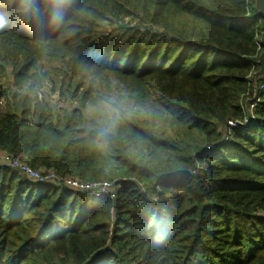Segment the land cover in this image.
<instances>
[{
	"label": "trees",
	"instance_id": "1",
	"mask_svg": "<svg viewBox=\"0 0 264 264\" xmlns=\"http://www.w3.org/2000/svg\"><path fill=\"white\" fill-rule=\"evenodd\" d=\"M40 9L0 0V151L115 190L0 163V264H264L256 0H75L59 28Z\"/></svg>",
	"mask_w": 264,
	"mask_h": 264
},
{
	"label": "built area",
	"instance_id": "2",
	"mask_svg": "<svg viewBox=\"0 0 264 264\" xmlns=\"http://www.w3.org/2000/svg\"><path fill=\"white\" fill-rule=\"evenodd\" d=\"M261 44V40H259ZM260 89L264 90V81L260 84ZM257 101H252L247 107L248 117L254 115V111L260 101L259 98H256ZM245 120L244 123L237 121H231L229 123L232 127H241L248 126L251 123L250 119ZM0 163L4 166L10 167L13 170H16L21 175L22 182H36L40 184L44 183H55L59 185L66 186L73 190H80L87 192L88 194L94 197L102 196H111L115 190V184L113 182H103V183H84L79 180L62 176L55 171H41L35 169L26 162L22 161L20 157L15 156L12 153L1 152L0 151Z\"/></svg>",
	"mask_w": 264,
	"mask_h": 264
},
{
	"label": "clouds",
	"instance_id": "3",
	"mask_svg": "<svg viewBox=\"0 0 264 264\" xmlns=\"http://www.w3.org/2000/svg\"><path fill=\"white\" fill-rule=\"evenodd\" d=\"M41 0H18V10L27 16L33 17L39 22L41 18ZM46 5L48 23L59 28L65 22L68 13L74 6L75 0H43ZM113 125L99 130V139L103 143Z\"/></svg>",
	"mask_w": 264,
	"mask_h": 264
},
{
	"label": "water",
	"instance_id": "4",
	"mask_svg": "<svg viewBox=\"0 0 264 264\" xmlns=\"http://www.w3.org/2000/svg\"><path fill=\"white\" fill-rule=\"evenodd\" d=\"M256 7L259 10V15L264 17V0H256ZM261 45L264 46V32L261 38ZM261 70L255 74V79L257 80L259 76H264V52L260 60Z\"/></svg>",
	"mask_w": 264,
	"mask_h": 264
}]
</instances>
